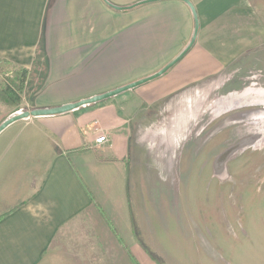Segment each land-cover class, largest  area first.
Wrapping results in <instances>:
<instances>
[{
  "label": "crops",
  "instance_id": "crops-1",
  "mask_svg": "<svg viewBox=\"0 0 264 264\" xmlns=\"http://www.w3.org/2000/svg\"><path fill=\"white\" fill-rule=\"evenodd\" d=\"M141 1L0 0V61L39 81L32 110L104 94L174 59L192 34L190 9L178 0L134 6ZM188 1L198 19L195 44L162 77L0 133V264H46L62 229L81 216L104 264H133L129 255L137 264H201V239L233 250L238 235L201 233L200 216L147 218L138 202V215L131 210L130 197L136 202L142 177L157 165L143 166V138H132L126 112L162 106L160 121L170 122L200 94L201 82L256 64L264 49L254 0ZM101 136L106 142L96 144Z\"/></svg>",
  "mask_w": 264,
  "mask_h": 264
},
{
  "label": "rangeland",
  "instance_id": "rangeland-1",
  "mask_svg": "<svg viewBox=\"0 0 264 264\" xmlns=\"http://www.w3.org/2000/svg\"><path fill=\"white\" fill-rule=\"evenodd\" d=\"M254 4L264 20V0ZM257 60L201 82L200 94L190 96L189 107L170 122L160 121L162 106L126 112L133 121L132 138H143V161L149 165L143 166L157 165L142 177L136 202L130 197L133 216L138 202L147 218L200 216L201 233L238 235L232 251L224 241L201 239V264H264V49ZM11 70L0 64V124L31 111L36 99L39 81L26 78L20 91ZM8 87L13 90L6 92ZM17 123L1 137L14 133ZM194 201L200 206L194 207ZM91 232L84 216L67 225L45 263L104 264L91 246ZM210 243L217 244L216 250Z\"/></svg>",
  "mask_w": 264,
  "mask_h": 264
},
{
  "label": "water",
  "instance_id": "water-1",
  "mask_svg": "<svg viewBox=\"0 0 264 264\" xmlns=\"http://www.w3.org/2000/svg\"><path fill=\"white\" fill-rule=\"evenodd\" d=\"M160 1H163V0H144V1H141L140 3H138L134 6H140V5H145V4H150V3H154V2H160ZM178 1H181L184 4H186L191 11L192 18H193L192 34H191L189 42L180 51V53L174 59H172L169 63H167L164 67H162L159 71H157L156 73H154L152 75H149L147 77L139 79L137 81H134L132 83L124 85L122 87L116 88L112 91L106 92V93L101 94V95H96V96L90 97L88 99H83V100H80V101L75 102V103H69V104H65V105H62L59 107H53V108L34 109L31 111L17 112L15 114L11 115L10 117H8L6 120H4L0 124V133L4 129H6L8 126H10V125H12L18 121L25 120L28 118L56 117V116L68 114V113L74 112L80 108L109 100L113 97L124 94L128 91H131L133 89L141 87L147 83H150V82L162 77L171 68H173L181 59H183V57L192 49L193 45L195 44L197 34H198V19H197V15L195 13V9H194L193 5L188 0H178ZM109 6L116 11L128 10V9L134 7V6H132V7H128V8H119V7H114L112 5H109Z\"/></svg>",
  "mask_w": 264,
  "mask_h": 264
},
{
  "label": "trees",
  "instance_id": "trees-1",
  "mask_svg": "<svg viewBox=\"0 0 264 264\" xmlns=\"http://www.w3.org/2000/svg\"><path fill=\"white\" fill-rule=\"evenodd\" d=\"M0 64L7 65L8 67H10L12 69L11 73H14V79L18 83V85H17L18 90L22 91V86H23L24 82L26 81V78L28 76V72L25 69H17L16 67H14V66H12V65L4 62V61H0ZM10 90H13V89H11V87H8L6 89V92L7 91L10 92ZM129 258L133 264H137V262L134 260V258L131 255H129Z\"/></svg>",
  "mask_w": 264,
  "mask_h": 264
},
{
  "label": "built area",
  "instance_id": "built-area-1",
  "mask_svg": "<svg viewBox=\"0 0 264 264\" xmlns=\"http://www.w3.org/2000/svg\"><path fill=\"white\" fill-rule=\"evenodd\" d=\"M106 142V139L104 136H101L96 139V144H104Z\"/></svg>",
  "mask_w": 264,
  "mask_h": 264
}]
</instances>
